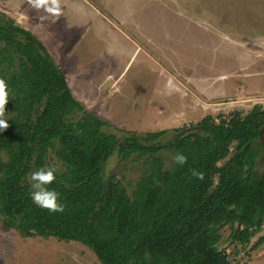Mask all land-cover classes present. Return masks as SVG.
<instances>
[{
    "label": "trees",
    "instance_id": "1",
    "mask_svg": "<svg viewBox=\"0 0 264 264\" xmlns=\"http://www.w3.org/2000/svg\"><path fill=\"white\" fill-rule=\"evenodd\" d=\"M0 78L8 85V128L0 130L3 231L80 243L101 264H232L218 248L221 230L230 226V242L246 245L263 227L260 104L174 129L176 139L165 145L157 141L166 130L118 141L73 99L42 43L2 13ZM76 113L82 116L72 121ZM162 151L172 160L180 152L187 163L164 168ZM49 153L62 167L48 187L59 193L63 213L50 214L31 199L28 176L46 166ZM113 153L119 163L143 161L130 195L115 177H104ZM263 244L262 236L251 250Z\"/></svg>",
    "mask_w": 264,
    "mask_h": 264
},
{
    "label": "rangeland",
    "instance_id": "2",
    "mask_svg": "<svg viewBox=\"0 0 264 264\" xmlns=\"http://www.w3.org/2000/svg\"><path fill=\"white\" fill-rule=\"evenodd\" d=\"M62 7L55 24L38 26L25 0H0V13L42 43L73 99L118 141L166 130L157 141L165 145L176 139L174 129L207 116L264 109V0H62ZM258 143L257 175L264 173V129ZM159 158L172 165L168 151ZM47 167L62 170L53 153ZM144 171L143 161L119 163L113 153L104 177L130 195ZM1 227L0 264H101L80 243ZM230 231L221 230L218 248L232 264H264V244L251 250L264 225L246 245L231 243Z\"/></svg>",
    "mask_w": 264,
    "mask_h": 264
},
{
    "label": "clouds",
    "instance_id": "3",
    "mask_svg": "<svg viewBox=\"0 0 264 264\" xmlns=\"http://www.w3.org/2000/svg\"><path fill=\"white\" fill-rule=\"evenodd\" d=\"M30 9L38 14V26H43L51 21L55 24L63 16L62 0H25ZM8 102V85L3 78H0V130L7 129L8 124L3 118L5 116V106ZM173 161L178 166H184L187 163V157L180 152H176ZM56 169L54 167L40 168L31 174V199L33 203L50 214L63 213L65 206L58 202L59 193L50 190L55 179ZM192 176L203 180L204 174L199 170H191Z\"/></svg>",
    "mask_w": 264,
    "mask_h": 264
}]
</instances>
